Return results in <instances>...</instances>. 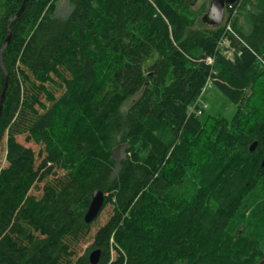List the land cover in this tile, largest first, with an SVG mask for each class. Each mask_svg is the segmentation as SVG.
Instances as JSON below:
<instances>
[{
  "label": "trees",
  "instance_id": "1",
  "mask_svg": "<svg viewBox=\"0 0 264 264\" xmlns=\"http://www.w3.org/2000/svg\"><path fill=\"white\" fill-rule=\"evenodd\" d=\"M65 1L26 0L1 52L0 264H264V0L223 35L196 0ZM205 81L230 118H200Z\"/></svg>",
  "mask_w": 264,
  "mask_h": 264
},
{
  "label": "rangeland",
  "instance_id": "2",
  "mask_svg": "<svg viewBox=\"0 0 264 264\" xmlns=\"http://www.w3.org/2000/svg\"><path fill=\"white\" fill-rule=\"evenodd\" d=\"M207 3H208V0H196L191 5L190 10H192L194 12V17H195L194 19H195L196 23H199L198 18L206 10ZM199 7H201L200 8V10L202 11L201 14L200 13L197 14ZM68 11H69V5L66 3L65 0H56V11H55L56 15L64 16L65 14H67ZM236 12L237 11H235L234 16L236 15ZM223 16H224V12H223ZM234 16H233V18H234ZM223 18L224 17H222L221 21L218 24V25H221V27H222V25L224 26V23H225V19H224V23L222 22ZM242 23L243 22L241 21V16H239L237 18V24L240 25L242 28H244L242 26ZM230 29H231V27H230ZM222 47L223 46H221L222 53L223 54L225 53V55L231 57L233 49L231 48L232 50H229V51L225 50L224 51V48H222ZM200 95L201 96L199 99V103L201 105L203 104L205 106L203 109V113L200 115V118L203 119L204 117H206L209 114H211V115H222L225 118H230L231 115L233 114V112L235 110V105L232 104L231 102H229L214 86H209L208 88L204 89L203 85H202ZM130 101H131V99L129 98L123 103L122 110H125L126 106L130 103ZM32 147L35 148L34 146H32ZM118 152H120V151H118ZM118 152H117V154H118ZM33 193H36V191H34ZM248 208H249V206L245 209V211L248 210ZM109 209L110 208L106 206L105 208H103L101 210V212L99 213L96 220L92 223L91 232L94 230V228L98 224H101L102 222H104V220L106 219V217L109 214ZM89 242H90V240L87 239V241L84 244H82L81 251L89 244Z\"/></svg>",
  "mask_w": 264,
  "mask_h": 264
},
{
  "label": "water",
  "instance_id": "3",
  "mask_svg": "<svg viewBox=\"0 0 264 264\" xmlns=\"http://www.w3.org/2000/svg\"><path fill=\"white\" fill-rule=\"evenodd\" d=\"M26 0H21V3L18 7V9L13 13L6 22V33L3 38V41L1 43L0 47V69L2 70L4 74V83L0 92V112H1V102H2V96L5 89V85L7 82V73L4 69V66L2 64L1 60V52L2 50L7 46L9 38H10V25L11 22L21 13L24 4ZM236 0H208L207 8L200 16V21L203 24L209 25V26H216L219 24L223 17L224 8L228 5H231ZM255 146V142H252L248 146V150L251 151L253 147ZM103 203V194L99 190H93L90 195V200L88 202V205L86 207V210L83 214V221L85 223L90 222L92 219H94L97 215V213L100 211L101 206ZM99 257V250L93 249L88 253V261L90 264H96Z\"/></svg>",
  "mask_w": 264,
  "mask_h": 264
},
{
  "label": "built area",
  "instance_id": "4",
  "mask_svg": "<svg viewBox=\"0 0 264 264\" xmlns=\"http://www.w3.org/2000/svg\"><path fill=\"white\" fill-rule=\"evenodd\" d=\"M238 3H239V1L237 0L235 3H233L231 5H228L229 7H231V6H233V7H231V10L229 12H227L226 15L223 16L224 18H223V21L222 22L224 23V19H225V23H224V26H223L222 35L225 33V31H231V29H230V21L232 20L234 14H235L236 7L238 6ZM222 35L218 39L217 46L220 49H221V46H223L222 48H224V51L225 50L229 51V49H227L228 42L222 37ZM204 62L206 64H211L212 58L210 56H207L206 58H204ZM209 85H210L209 82L208 81H205L204 87H208Z\"/></svg>",
  "mask_w": 264,
  "mask_h": 264
},
{
  "label": "bare ground",
  "instance_id": "5",
  "mask_svg": "<svg viewBox=\"0 0 264 264\" xmlns=\"http://www.w3.org/2000/svg\"><path fill=\"white\" fill-rule=\"evenodd\" d=\"M236 1H237V0H236ZM236 1H235V2H236ZM235 2H234V3H235ZM224 12H225V11H224ZM221 23H222V22H221ZM1 107H2V102H1ZM199 113H200V112H199Z\"/></svg>",
  "mask_w": 264,
  "mask_h": 264
}]
</instances>
